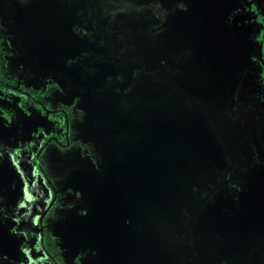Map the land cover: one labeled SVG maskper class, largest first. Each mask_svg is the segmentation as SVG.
I'll return each instance as SVG.
<instances>
[{
    "label": "flooded vegetation",
    "instance_id": "flooded-vegetation-1",
    "mask_svg": "<svg viewBox=\"0 0 264 264\" xmlns=\"http://www.w3.org/2000/svg\"><path fill=\"white\" fill-rule=\"evenodd\" d=\"M149 101L199 171L123 229L99 183ZM0 264H264V0H0Z\"/></svg>",
    "mask_w": 264,
    "mask_h": 264
},
{
    "label": "water",
    "instance_id": "water-1",
    "mask_svg": "<svg viewBox=\"0 0 264 264\" xmlns=\"http://www.w3.org/2000/svg\"><path fill=\"white\" fill-rule=\"evenodd\" d=\"M138 1L144 2V0ZM114 96L119 97V95H112L111 97ZM145 99L146 97H144ZM116 109H121V107L114 106L111 103L104 108L103 112L99 111L100 117L110 125L115 123V120H113L114 114H117V116L130 114L128 110L127 112L116 113ZM145 109H148V119L144 122L145 127H142L145 128L143 137L141 133L138 137L140 140L137 147L129 146L124 138L129 135L126 134L129 131L127 123L130 124L132 122L131 124H136L138 130L141 128L139 127L141 121H138L136 118L132 120L117 118V125L123 126L116 129L115 141L117 151H114V154L111 153L110 157H106V167L103 170L104 173L99 183L102 194L100 195L101 199L99 202L102 200V205L106 208V212L108 213L106 214L107 219L112 224L115 223L120 227L124 226L123 222L126 220L121 215L127 211L129 206L131 207L132 205L134 208L137 199L158 202L163 196L164 198L167 197L168 189L170 187L173 188L174 181L180 174L181 179L184 176L182 180H188L191 176V171H199L198 166H189L191 157L183 153L185 150L190 149L191 140L197 134L193 132L194 129L192 130V120L183 118L180 120H162L161 117H163L162 112L164 110L160 108L159 111H156L153 103L150 101L148 106L146 104ZM94 112L97 114L96 109ZM165 114H167L166 110ZM124 121L127 122L125 123ZM194 122L198 123L197 121ZM197 125L199 126V124ZM198 126L196 127L197 131L200 130ZM128 139H131V136ZM175 149L179 150L175 152ZM179 155L182 158H177ZM196 156L198 157L199 155ZM171 161L172 163L173 161L176 163L170 166ZM184 195L185 193L181 191V200L186 198ZM119 226L117 228H120ZM109 228H112V226L101 227L99 230L100 234L104 235L105 232L112 231ZM116 232L118 234V231Z\"/></svg>",
    "mask_w": 264,
    "mask_h": 264
},
{
    "label": "rangeland",
    "instance_id": "rangeland-1",
    "mask_svg": "<svg viewBox=\"0 0 264 264\" xmlns=\"http://www.w3.org/2000/svg\"><path fill=\"white\" fill-rule=\"evenodd\" d=\"M56 256V255H55Z\"/></svg>",
    "mask_w": 264,
    "mask_h": 264
}]
</instances>
